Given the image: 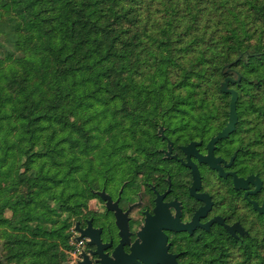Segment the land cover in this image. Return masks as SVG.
Listing matches in <instances>:
<instances>
[{
  "label": "trees",
  "instance_id": "16d2710c",
  "mask_svg": "<svg viewBox=\"0 0 264 264\" xmlns=\"http://www.w3.org/2000/svg\"><path fill=\"white\" fill-rule=\"evenodd\" d=\"M226 80L264 179V0H0L1 261L62 264L119 145L225 126ZM225 249L210 264H264V216Z\"/></svg>",
  "mask_w": 264,
  "mask_h": 264
},
{
  "label": "flooded vegetation",
  "instance_id": "af4514ba",
  "mask_svg": "<svg viewBox=\"0 0 264 264\" xmlns=\"http://www.w3.org/2000/svg\"><path fill=\"white\" fill-rule=\"evenodd\" d=\"M225 128L157 126L127 180L96 192L75 264H210L252 227L259 233L264 179L249 169L250 133L235 126L211 143Z\"/></svg>",
  "mask_w": 264,
  "mask_h": 264
},
{
  "label": "rangeland",
  "instance_id": "374dc122",
  "mask_svg": "<svg viewBox=\"0 0 264 264\" xmlns=\"http://www.w3.org/2000/svg\"><path fill=\"white\" fill-rule=\"evenodd\" d=\"M230 99H231V97H230ZM229 106H230V101H229ZM67 107H69V106H67ZM67 118L71 124L75 125L74 126V132L77 135L80 134V130L77 128L78 123H79L77 115L74 112H71L68 114ZM160 126H162V125H160ZM147 127L148 126H145L144 128L147 129ZM156 127L157 126H154V127L149 126V132H143V133L147 134L148 136L141 137L143 134H141L142 132H140V133L136 134L135 139L132 137L127 138V141L125 143V147L123 149L119 145L120 152H117V154L113 156L114 162L107 166L108 169L111 170L110 179H107V178L104 179L100 185V188L93 191L95 197L93 199H90L87 201L86 208L83 210L80 219L78 221H75L73 223V225L71 226L70 230H68V232H70V235H71L70 244H69L70 249L65 251L66 258L62 264H75L79 258V254L81 251V242L80 241H81L82 237L80 239H78L80 237V232L76 230V224H79V229H80V224H82L83 219L90 216L89 214H91V211L93 210L94 205H95V201H96V197H97L96 192L99 191L102 187H109L112 185H117L118 183H120L124 180H127V177L129 176V174L132 171V167L134 166V163L141 162L140 161L141 158L142 157L146 158V156L150 152V150H151L150 146L152 145L153 141L156 139V135H155ZM244 127L250 128L252 126H244ZM136 131H139V130H136ZM158 134L159 135L161 134V129H159ZM251 134H252V132H250V135ZM121 142H123V141H121ZM250 142H251V137H250ZM133 158H136V159H133ZM257 162H259V161H257ZM249 163L250 162H248L247 164H249ZM258 167H259V164H258ZM249 169H251V167H249ZM19 171H21V170L19 169ZM263 194H264V191H263ZM10 200H11V203H13L14 197H11ZM6 215L8 216L9 213H6ZM261 224H262V222H261ZM0 264H4L1 261V248H0Z\"/></svg>",
  "mask_w": 264,
  "mask_h": 264
},
{
  "label": "water",
  "instance_id": "95a60500",
  "mask_svg": "<svg viewBox=\"0 0 264 264\" xmlns=\"http://www.w3.org/2000/svg\"><path fill=\"white\" fill-rule=\"evenodd\" d=\"M227 81L226 80L222 86H221V90L222 92L224 93H228L230 94L231 96V99H230V106H229V112H228V121L226 123V128L217 135V137L215 139L212 140L211 143L213 142H216L220 139H223L225 137H228V135L234 130V127L236 126L237 124V114H236V101H237V94L234 90H230V89H227ZM210 143V144H211ZM215 167V166H213ZM252 177H249L245 183L251 181ZM235 187L238 188V183L235 181ZM246 186H243L242 185V188H245ZM262 211V213L264 214V205L262 207V209H259ZM232 229L233 228H229V231L232 232ZM76 230L80 232V237L78 239H80L81 237H83V232L79 229V224H76Z\"/></svg>",
  "mask_w": 264,
  "mask_h": 264
}]
</instances>
